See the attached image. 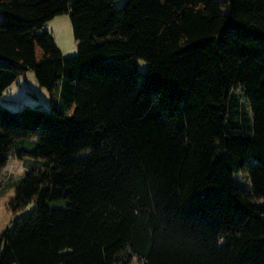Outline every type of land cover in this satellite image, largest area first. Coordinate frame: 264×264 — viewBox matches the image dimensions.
Wrapping results in <instances>:
<instances>
[{
	"label": "trees",
	"instance_id": "obj_1",
	"mask_svg": "<svg viewBox=\"0 0 264 264\" xmlns=\"http://www.w3.org/2000/svg\"><path fill=\"white\" fill-rule=\"evenodd\" d=\"M114 1L0 0V99L32 70L51 104L0 105V170L39 161L0 264H264V0Z\"/></svg>",
	"mask_w": 264,
	"mask_h": 264
},
{
	"label": "rangeland",
	"instance_id": "obj_2",
	"mask_svg": "<svg viewBox=\"0 0 264 264\" xmlns=\"http://www.w3.org/2000/svg\"><path fill=\"white\" fill-rule=\"evenodd\" d=\"M125 1L115 0L113 2L114 7L117 9L121 8ZM43 31L48 32L52 36L55 46L63 57H73L76 55L77 42L73 37L68 13L55 16L37 33H42ZM138 67L139 71L143 73L147 65L143 61H138ZM236 94L239 93L236 92ZM0 105L10 111H17L22 107L39 108L46 112H49L51 109L49 94L44 88L39 86L32 70L20 76L14 84L4 91L0 99ZM36 144L37 142L34 139L25 143H19L16 146V151H23L24 149L27 155L23 156L21 160H11L0 170V236L7 231H11L14 219L22 217L34 208L33 203L28 204L23 211L14 216L11 213L9 204L24 176L39 165V161L31 157ZM234 183L241 189H251L249 179L245 174L235 175ZM0 251H2V248H0Z\"/></svg>",
	"mask_w": 264,
	"mask_h": 264
}]
</instances>
